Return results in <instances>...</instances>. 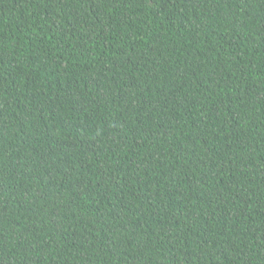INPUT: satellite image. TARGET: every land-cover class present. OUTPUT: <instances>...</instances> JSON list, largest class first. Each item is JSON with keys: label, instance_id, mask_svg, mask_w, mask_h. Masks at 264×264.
<instances>
[{"label": "trees", "instance_id": "1", "mask_svg": "<svg viewBox=\"0 0 264 264\" xmlns=\"http://www.w3.org/2000/svg\"><path fill=\"white\" fill-rule=\"evenodd\" d=\"M0 264H264V0H0Z\"/></svg>", "mask_w": 264, "mask_h": 264}]
</instances>
